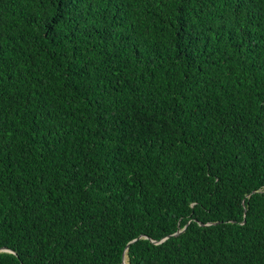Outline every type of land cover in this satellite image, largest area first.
<instances>
[{
	"label": "trees",
	"instance_id": "1",
	"mask_svg": "<svg viewBox=\"0 0 264 264\" xmlns=\"http://www.w3.org/2000/svg\"><path fill=\"white\" fill-rule=\"evenodd\" d=\"M2 247L264 264V0H0Z\"/></svg>",
	"mask_w": 264,
	"mask_h": 264
},
{
	"label": "water",
	"instance_id": "2",
	"mask_svg": "<svg viewBox=\"0 0 264 264\" xmlns=\"http://www.w3.org/2000/svg\"><path fill=\"white\" fill-rule=\"evenodd\" d=\"M177 232H179V231H177ZM177 232H176V233H177ZM1 249H7V248L2 247V248H0V250H1ZM120 264H125V260L123 259L122 262H121Z\"/></svg>",
	"mask_w": 264,
	"mask_h": 264
}]
</instances>
